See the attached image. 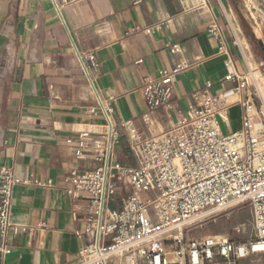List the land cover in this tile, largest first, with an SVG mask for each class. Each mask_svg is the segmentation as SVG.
Masks as SVG:
<instances>
[{"label":"crops","instance_id":"obj_1","mask_svg":"<svg viewBox=\"0 0 264 264\" xmlns=\"http://www.w3.org/2000/svg\"><path fill=\"white\" fill-rule=\"evenodd\" d=\"M213 20L227 54L207 33ZM166 21L159 32H142ZM175 43L181 47L176 55L168 48ZM86 54L97 65L87 64L92 85L78 58ZM228 58L240 75L264 67L262 44L235 0H0V169L9 167L18 179L31 180L13 189L10 253L0 264H69L85 245L78 237L85 227L83 203L65 191L70 171L98 166L91 152L104 132L103 121L88 114L97 106L96 95L115 98L119 144L114 149L125 146L131 153V130L145 139L171 129L207 82L211 93L227 92ZM178 63L189 68L176 79L170 107L148 113L146 125L144 82ZM232 112L236 132L240 107L230 109L229 121ZM83 130L91 132V141L85 157L77 159ZM135 166L133 158L130 167ZM116 261L124 264L118 259L108 264Z\"/></svg>","mask_w":264,"mask_h":264},{"label":"built area","instance_id":"obj_2","mask_svg":"<svg viewBox=\"0 0 264 264\" xmlns=\"http://www.w3.org/2000/svg\"><path fill=\"white\" fill-rule=\"evenodd\" d=\"M254 28L264 34V0H239ZM169 21L146 27L154 34ZM207 33L218 42L220 53L227 54L221 29L213 20ZM178 54V43L168 46ZM87 76L95 68L92 54L78 56ZM229 70L224 81L227 92L213 94L212 84L192 95V104L174 127L141 139L131 130L130 151L135 167L123 166L113 157L119 144L118 125L114 120L115 98L101 100L88 109L100 116L103 134L92 141V157L98 166L91 171L72 170L66 195L83 203L84 232L87 241L69 264H108L118 259L124 264H236L250 254L264 253V99L257 69L245 75L236 72L234 62H225ZM189 65L178 63L161 70L156 78L146 79L141 89L147 114L169 108L177 77ZM245 99H241V95ZM259 97V108L254 98ZM240 107L241 129L225 134L222 125L229 121L231 108ZM260 126V130H256ZM91 132L78 133L75 158L85 157ZM31 180L18 179L9 167L0 169V258L10 253L9 214L13 189ZM33 184L41 186L40 183ZM129 195L119 208H112L116 188ZM154 193V198L144 194ZM251 208L254 240L241 244L227 238L208 236L190 239V229L218 213L240 204Z\"/></svg>","mask_w":264,"mask_h":264},{"label":"rangeland","instance_id":"obj_3","mask_svg":"<svg viewBox=\"0 0 264 264\" xmlns=\"http://www.w3.org/2000/svg\"><path fill=\"white\" fill-rule=\"evenodd\" d=\"M237 2V10L251 31L253 37L261 42L263 47V55H264V34L260 33L261 36H257L258 30L254 28V26L249 21V18L246 15L241 3L239 0H235ZM257 77L259 78V86L261 90V95L264 99V67L257 69ZM254 102L256 107L259 108V97L254 98ZM238 123L236 120V113L232 112L230 121L222 125V131L225 134H229L233 132ZM126 147L121 146L120 151L113 150V157L116 160L122 159L124 155ZM127 196L125 190L119 185L116 188L115 200L117 203H121ZM153 192H148L144 194V198H154ZM110 206L113 208L114 203H111ZM208 236H218L227 238L231 241L238 242L241 244H249L254 240V230L252 227V216H251V208L249 204H240L234 208L228 209L224 212L218 213L210 219H207L197 225L196 227L190 229L188 233V238L190 239H202ZM115 264H118L116 261ZM236 264H264V253L262 254H250L246 258L240 259L236 261Z\"/></svg>","mask_w":264,"mask_h":264},{"label":"trees","instance_id":"obj_4","mask_svg":"<svg viewBox=\"0 0 264 264\" xmlns=\"http://www.w3.org/2000/svg\"><path fill=\"white\" fill-rule=\"evenodd\" d=\"M118 161L123 166H126V167L133 166V157H132L131 153L127 150L124 151V155H123L122 159L118 160ZM121 204H122V202L117 203V201L115 200V202H114L115 207L114 208H119Z\"/></svg>","mask_w":264,"mask_h":264},{"label":"bare ground","instance_id":"obj_5","mask_svg":"<svg viewBox=\"0 0 264 264\" xmlns=\"http://www.w3.org/2000/svg\"><path fill=\"white\" fill-rule=\"evenodd\" d=\"M257 36L258 37L261 36L260 33H259V31L257 32ZM256 130H260V126H256ZM129 262H130V260H129Z\"/></svg>","mask_w":264,"mask_h":264}]
</instances>
